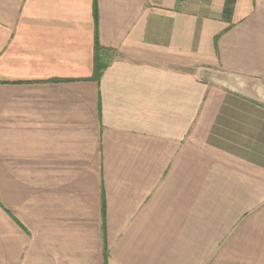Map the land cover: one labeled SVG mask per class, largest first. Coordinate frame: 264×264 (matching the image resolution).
I'll use <instances>...</instances> for the list:
<instances>
[{
	"label": "crops",
	"instance_id": "crops-1",
	"mask_svg": "<svg viewBox=\"0 0 264 264\" xmlns=\"http://www.w3.org/2000/svg\"><path fill=\"white\" fill-rule=\"evenodd\" d=\"M0 264H264V0H0Z\"/></svg>",
	"mask_w": 264,
	"mask_h": 264
},
{
	"label": "trees",
	"instance_id": "trees-1",
	"mask_svg": "<svg viewBox=\"0 0 264 264\" xmlns=\"http://www.w3.org/2000/svg\"><path fill=\"white\" fill-rule=\"evenodd\" d=\"M98 51H99V48H98ZM99 54V53H98ZM98 65H97V67H96V76L98 77L99 75H100V70H101V66H100V64L99 63H97Z\"/></svg>",
	"mask_w": 264,
	"mask_h": 264
}]
</instances>
